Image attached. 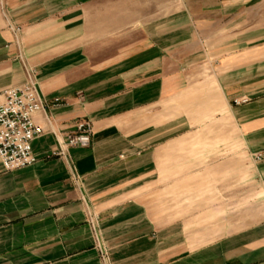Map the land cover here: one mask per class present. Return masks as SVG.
I'll return each instance as SVG.
<instances>
[{
	"label": "crops",
	"instance_id": "crops-1",
	"mask_svg": "<svg viewBox=\"0 0 264 264\" xmlns=\"http://www.w3.org/2000/svg\"><path fill=\"white\" fill-rule=\"evenodd\" d=\"M54 4L0 0V95L25 83L23 64L32 68L44 101L34 120L45 131L32 143L34 166L0 165V264H264L263 212L255 224L218 229L193 214L189 231L169 219L162 177L182 165L168 164L188 133L179 114L189 59L206 58L264 203L263 15L249 21L245 8L233 21L209 18L207 39L190 19L150 21L138 38L105 46L103 7L64 0L56 16ZM83 120L90 147H67Z\"/></svg>",
	"mask_w": 264,
	"mask_h": 264
},
{
	"label": "rangeland",
	"instance_id": "rangeland-1",
	"mask_svg": "<svg viewBox=\"0 0 264 264\" xmlns=\"http://www.w3.org/2000/svg\"><path fill=\"white\" fill-rule=\"evenodd\" d=\"M37 1L45 4L55 2L52 10L57 11L56 16L63 12L64 0H33V3ZM88 1L103 7L102 21L105 39L108 40L104 42L105 46L110 45L112 39H122L129 33L138 38L144 25L150 21L163 24L181 18L184 23L185 20H192L193 31L207 39L209 18L221 20L230 16L233 21L245 8L249 21L254 22L257 14L263 15L264 28V0H254L247 5L241 4L240 0ZM255 3H259L257 10ZM95 7L92 8L93 14L96 13ZM113 20L121 23L119 30H111L112 27L107 24ZM234 24L237 22L232 26ZM223 27V23L217 25V39L223 35ZM189 61V65H193L187 69L184 84L189 90L179 114L183 116V129L188 133L182 144L183 152L174 154L168 164L174 166L181 162L182 165L179 166V163L177 168H169L162 174L163 179L168 181L167 201L164 203L166 212L170 220L185 222L189 231L193 214L201 227L209 223L215 224L217 229L229 224L232 227L255 224L260 221V213H264V203L261 202L262 192L256 181L253 161L242 151L234 127L222 111L224 101L217 94L209 60L201 57ZM24 66L29 68L26 64ZM168 106V112L173 111L169 115L172 118L176 115V106L174 103ZM213 106L219 112L211 111ZM209 210L215 212L210 217Z\"/></svg>",
	"mask_w": 264,
	"mask_h": 264
},
{
	"label": "built area",
	"instance_id": "built-area-1",
	"mask_svg": "<svg viewBox=\"0 0 264 264\" xmlns=\"http://www.w3.org/2000/svg\"><path fill=\"white\" fill-rule=\"evenodd\" d=\"M25 76L23 85L9 88L0 95V165L5 173L34 166L37 158L32 151V143L45 133L34 120L44 110L35 71L25 67ZM92 136V124L86 120L80 121L75 130L67 135L66 146L87 149L91 145ZM54 155L60 156L62 152Z\"/></svg>",
	"mask_w": 264,
	"mask_h": 264
}]
</instances>
